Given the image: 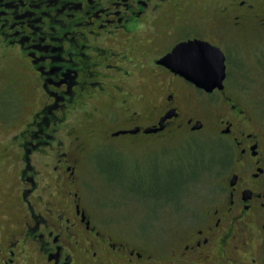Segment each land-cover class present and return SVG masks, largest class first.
<instances>
[{"label": "flooded vegetation", "instance_id": "af4514ba", "mask_svg": "<svg viewBox=\"0 0 264 264\" xmlns=\"http://www.w3.org/2000/svg\"><path fill=\"white\" fill-rule=\"evenodd\" d=\"M189 42L221 52L222 84L166 63ZM104 134L209 144L204 196L159 198L171 236L90 203ZM0 264H264V0H0Z\"/></svg>", "mask_w": 264, "mask_h": 264}, {"label": "rangeland", "instance_id": "374dc122", "mask_svg": "<svg viewBox=\"0 0 264 264\" xmlns=\"http://www.w3.org/2000/svg\"><path fill=\"white\" fill-rule=\"evenodd\" d=\"M20 59L13 55L10 60V67L18 73L29 69ZM21 79L26 80L25 77ZM122 120L118 118V123ZM93 138L85 143L92 146L108 144L109 147L89 151L83 158L85 194L96 212L111 221L116 230L135 233L146 224L157 230L153 237L171 236V229L161 230L159 227L161 218L165 217L159 198L170 190L175 194L189 190L190 197L198 202L204 196L203 188L213 181L209 175L212 172L206 169L209 154L206 146L209 144L206 145L200 136L192 144L185 143L183 137L178 136L172 142L164 140L165 144L154 145L148 141L143 146L124 141L125 138L108 140L105 134ZM68 143H74V138ZM110 165L120 169L113 171ZM181 181L186 182L187 187L178 190ZM185 197L189 198L186 194Z\"/></svg>", "mask_w": 264, "mask_h": 264}, {"label": "water", "instance_id": "95a60500", "mask_svg": "<svg viewBox=\"0 0 264 264\" xmlns=\"http://www.w3.org/2000/svg\"><path fill=\"white\" fill-rule=\"evenodd\" d=\"M202 51L199 50V46L197 47L194 43L189 42L178 46L172 54L167 56L165 61L167 64L171 63L177 66V72L188 79H191V74L197 70L206 73V76L203 78L204 80H208L209 76L212 77L214 75L217 82L222 84L225 67L221 52L215 49L207 50V52ZM201 57L204 58L203 62L200 60ZM212 57L214 58L212 59ZM216 59H220L219 62ZM202 68L205 70H202ZM127 133L121 132L117 136Z\"/></svg>", "mask_w": 264, "mask_h": 264}, {"label": "trees", "instance_id": "16d2710c", "mask_svg": "<svg viewBox=\"0 0 264 264\" xmlns=\"http://www.w3.org/2000/svg\"><path fill=\"white\" fill-rule=\"evenodd\" d=\"M110 169L113 170V171H118L120 168L118 166H116V165H110ZM168 194H172L171 190L168 191Z\"/></svg>", "mask_w": 264, "mask_h": 264}]
</instances>
